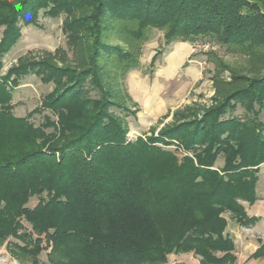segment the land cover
<instances>
[{
	"label": "trees",
	"instance_id": "trees-1",
	"mask_svg": "<svg viewBox=\"0 0 264 264\" xmlns=\"http://www.w3.org/2000/svg\"><path fill=\"white\" fill-rule=\"evenodd\" d=\"M39 10L78 13L65 26L73 43L79 31L92 36L91 64L76 71L28 63L0 76V242L31 264H161L172 252H193L201 264H233L224 214L243 225L255 221L241 202L258 198L264 75L232 74L229 91L198 116L127 141L125 121L113 109L134 112L105 89L98 60L115 57L124 72L137 66L131 50L102 39L112 20L136 39L161 28L166 44L209 39L264 56V0H0V59L18 39L19 21L36 23ZM31 71L53 81L42 103L57 121L35 126L12 116V92ZM87 86L99 96L85 97ZM169 139L192 154L178 160L155 145ZM32 197L37 202L29 206ZM42 241L51 247L46 263L38 259ZM250 257L264 258V242Z\"/></svg>",
	"mask_w": 264,
	"mask_h": 264
},
{
	"label": "rangeland",
	"instance_id": "rangeland-1",
	"mask_svg": "<svg viewBox=\"0 0 264 264\" xmlns=\"http://www.w3.org/2000/svg\"><path fill=\"white\" fill-rule=\"evenodd\" d=\"M76 15L78 13L67 17L65 12H61L56 16H49L44 10H39L36 23L30 22L25 24L19 21L18 39L1 56L0 76H3L11 67L28 63H46L47 65L51 64L57 67L74 68L76 71L87 68L91 64L89 63L91 52L88 43L91 42L92 36H88V33L82 35L83 33L80 34L79 31L77 37L80 40L77 39L73 43L74 40L70 38L69 30L65 26L66 21L72 22ZM119 26L123 27V23L113 22V20L109 21L108 29L103 33L102 39L110 44L119 45L124 50H131L137 55V66L129 70H138L146 67L147 62L156 52H158L157 56L160 60L167 54L170 44L165 43L164 29L149 27L146 30L145 38L141 40L122 32ZM3 30L4 26L0 25V40ZM196 40L203 41L206 39ZM207 40L212 45L211 50L205 53L198 52V54L191 56V42L189 55L186 58L188 64H196L202 69L203 77L197 83L184 82L181 79V73H175L169 77L162 76L157 79L156 73H150L159 68L157 67V62L153 66L147 65V71H141L140 77L143 74H150L151 86L154 85V80L156 79V85L152 86L153 90L163 87V90L158 92L155 97L154 94L147 97L145 93L139 92L137 88L140 86L138 85L140 81L135 80V78V84L133 83V85L136 91L135 93L132 92L131 95L126 83V80L129 79H127V75H129L130 71H120L117 68V59L115 57L105 56L102 58L103 55L100 56L98 61L103 66L101 81L105 89L109 91L108 93L116 102L134 112V114H126L118 109H113L114 114H118L125 121L127 126L125 134L127 141H134L137 136H142L146 139L149 136L157 135L162 129L178 123L181 118L198 116L202 110L214 104V98L219 100L229 91L228 83L231 81L232 74L245 75L252 78H259L264 75V56H250L241 51L220 46L213 40ZM191 57L195 58V61H189ZM204 59H206V65L200 64ZM242 85L243 83L239 82L237 86L240 87ZM89 87L85 88L83 95L89 98L98 97L99 92ZM53 88V81H44L36 71L22 74L18 86L12 92L10 100L12 116L17 118L28 117L29 121L33 122L35 126L43 124V122L45 123L46 118L57 121L55 112L44 108L42 103L45 96L53 91ZM37 107H42V109L34 111ZM166 110L168 111L167 113ZM240 112L241 110L239 109L237 113ZM44 130L46 133H49L52 131V128L46 127ZM167 143L158 141L155 145L174 151V155L178 160L192 154V150L187 149L183 144L174 139H169ZM220 159L217 161L219 165L222 163ZM261 165L259 166L258 176L260 182L264 183V164L262 163ZM36 202L37 198L32 197L28 205L33 206ZM241 203L244 205L248 204L245 201ZM224 216L228 220L226 231L230 229L232 238L235 230L241 231L246 236H242L237 241L239 263L259 264L257 260L250 259L248 256H251L256 250V248H252L253 244L259 245L261 242H264V234L262 236L253 234L257 232V228L251 229L249 227L253 223L248 225L237 223L228 212ZM23 224L26 226L25 229H30L27 227L26 222L23 221ZM244 226H248L249 228H245ZM241 227H244L245 230ZM10 240L16 241L12 238ZM40 245H43L44 248L39 253L38 259L46 263L47 254L51 250V247H45V241H42ZM250 248H252V251ZM168 256V262L166 259L161 264H171L172 262L175 263V261H180L179 264H184V262L189 263L193 262L192 257L199 261L198 264H201L200 257L193 252H172ZM0 264L31 263L29 257L23 255L15 258L7 247V241H4L0 242Z\"/></svg>",
	"mask_w": 264,
	"mask_h": 264
},
{
	"label": "crops",
	"instance_id": "crops-1",
	"mask_svg": "<svg viewBox=\"0 0 264 264\" xmlns=\"http://www.w3.org/2000/svg\"><path fill=\"white\" fill-rule=\"evenodd\" d=\"M191 41H174L172 43H170V45L168 46V52L167 54L162 57V59H158V56H156L155 60L153 61V63H151L152 58L147 62L148 66H153L156 62H157V70L156 71H152L150 72L151 74H155L156 78L158 79V77H162V76H171L175 73H181L182 77L181 79L184 82H193V83H197L200 81V79L203 77V72L202 69L199 68L196 64H188L186 62V58L189 55V46H190ZM144 68H140L138 70H129V75H127V79L126 83H127V89L128 91L131 93L132 92L135 93L136 88L133 85L134 83V78L137 81H140L138 83V88L137 90L139 92H143L145 93V95H147V97H150V95L154 94V97L157 95L158 92H160L161 90H163V87L160 89H152V86L154 87V85H156V79L154 80V85H150V74H143L142 77H140V75L142 74L141 71H147V66ZM135 84V83H134ZM153 84V83H152ZM156 88V87H155ZM144 95V94H143ZM161 106V105H160ZM168 111L166 110V113ZM264 164V163H263ZM262 166V165H261ZM256 193H257V200L253 203V204H246L244 206L246 214L249 217H255V221L253 222L252 225H250L249 227L252 228H257V232H254L253 234L256 235H260L262 236L264 234V183H261L260 180L258 179L257 181V186H256ZM245 227V226H244ZM241 227V228H244ZM248 226H246L245 228H247ZM248 227V228H249ZM244 228V230H245ZM230 230V229H229ZM228 230V231H229ZM249 232V231H248ZM229 233H231V231H229ZM233 238H234V242H235V255H236V260L233 264H240L239 263V255H238V242L239 239L244 236L243 233L239 230H235L233 232ZM248 234V233H246ZM232 235V234H231ZM246 237V236H244ZM238 238V239H237ZM257 238V237H256ZM259 245L258 244H253L252 248L255 249L257 248ZM252 248H250V250L252 251ZM171 255V254H170ZM168 258L167 257V262H168ZM248 258L250 259H254L257 260L259 264H264V258H251L250 255L248 256ZM193 262H189V263H185L184 264H198L199 261H197L194 257H192ZM180 261H175L172 262L171 264H179ZM167 264V263H165Z\"/></svg>",
	"mask_w": 264,
	"mask_h": 264
},
{
	"label": "built area",
	"instance_id": "built-area-1",
	"mask_svg": "<svg viewBox=\"0 0 264 264\" xmlns=\"http://www.w3.org/2000/svg\"><path fill=\"white\" fill-rule=\"evenodd\" d=\"M191 42H192V45H191L192 55L191 56L198 54V52H200V53L204 52L205 53V52L211 50V48H212V45L208 40L207 41L206 40L197 41L195 39ZM189 61L193 62V61H195V58L193 59V57H191ZM206 63H207L206 59H204L202 61V63L200 62V64H203V65H206Z\"/></svg>",
	"mask_w": 264,
	"mask_h": 264
}]
</instances>
